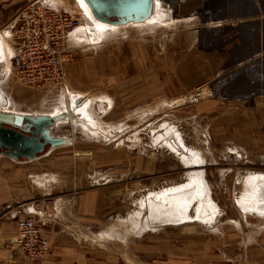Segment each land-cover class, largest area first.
Segmentation results:
<instances>
[{
	"label": "rangeland",
	"instance_id": "1",
	"mask_svg": "<svg viewBox=\"0 0 264 264\" xmlns=\"http://www.w3.org/2000/svg\"><path fill=\"white\" fill-rule=\"evenodd\" d=\"M53 1L86 14L75 0ZM160 1L161 25L130 24L98 46L71 45L67 87L66 77L50 87L13 78L16 105L25 111H68L63 97L71 91L112 99L87 108L90 115L81 111L86 102L68 101L77 116L54 134L73 142L20 161L40 173L32 183L18 176L20 190L34 185L41 215L32 218L50 243V231L65 232L112 255L106 264H239L238 242L247 236L245 243L257 245L264 237V219L238 203L240 175L264 173V0ZM94 25L86 14L81 28L93 34ZM191 149L203 162L189 168L182 153L192 157ZM194 169L204 170L221 210L214 222L170 221L146 207L148 195L184 184ZM18 237L7 246L18 245L33 264L52 251L51 243L32 259Z\"/></svg>",
	"mask_w": 264,
	"mask_h": 264
},
{
	"label": "crops",
	"instance_id": "2",
	"mask_svg": "<svg viewBox=\"0 0 264 264\" xmlns=\"http://www.w3.org/2000/svg\"><path fill=\"white\" fill-rule=\"evenodd\" d=\"M30 1H33V0H0V30L2 29V27H4L6 23H8V21H10L11 17H13L16 13H18L19 10L24 5L29 3ZM47 1H49L55 6L63 7V3H57L53 0H47ZM173 1L174 3H176L177 0H173ZM180 2L181 1H179V3ZM179 3H176V4H179ZM76 5H77V1H76ZM177 7L178 5L176 6V9ZM78 8L80 9L81 6ZM254 8H255V5L253 4L251 6V9H254ZM234 9H240V8L235 6ZM246 9H248V7H246ZM80 11L82 12L81 9ZM83 16L85 18L86 14ZM86 21H87V17H86ZM255 25H256L255 26L256 28H259V27L262 28V22L259 26L258 24H255ZM126 26H130V25H126ZM133 26H138V25H133ZM122 27L124 26H119L117 29L109 30L107 35H109L112 32H118ZM84 28L85 26L76 30V32L73 34L70 40L71 45H77V44L93 45L95 44L96 46H98L104 42L105 40L104 37H106L107 35L101 37V35H99L98 32L97 33L94 32L92 34V39H91L89 36V32H87ZM6 44H7L6 40H3L2 38L0 41V93L3 97L2 99H0V109L1 110L3 109L4 111L15 112V113L17 112L21 114H26V113L28 114H48L49 113V115H54L55 113L50 114L49 111H42V112L37 113L31 110L25 111L17 107L16 104H17L18 98L16 97V93L14 91L15 85L13 81L14 77L12 75L13 69L10 65V58H9L10 50ZM68 69L69 68L66 65L65 66L66 84L63 85V82H62V83L57 84V86L61 84L63 85L64 88L68 86L67 84L68 83L67 76H68V71H69ZM69 93L72 94L74 96L73 98L76 99V100L74 99L75 100L74 102H77V101L79 102L81 100L82 102L81 105H83L84 102H87L88 107H85L86 109L84 110H82L81 108V111L83 112L87 111L88 115H90L88 113V109L90 107L92 108L98 101L105 102V103L109 102L110 105L112 104V99L107 95H102L100 97H88L89 95L88 96L86 95L87 96L86 97L82 95L85 93H81L78 91H71V92H68V94ZM73 111L75 112L74 107H73ZM59 112L60 111L56 112V114ZM29 162H20L6 155L0 156V264H33L26 259L25 255L23 254L22 249L18 245L14 244L12 245V247L7 246V243H9L10 240H12L11 237L15 233L18 232L17 222L19 219L23 218L25 214L31 217L33 215L34 216L41 215L39 211L35 210L36 209L35 208V198H33V195H32L34 185L32 186L33 188L29 186L25 187L28 193L23 194V192L20 189L22 188V186H24V184L20 183L17 178L20 175H24L29 178L30 183H32L31 180L34 181L35 179H38L39 177L38 174L40 173L34 166L26 165L27 167H23V164H28ZM203 174L205 177V172ZM249 174H252V173L248 172L245 174V176L240 175L239 184H241L242 186L240 194H243V195L238 196L240 197V199H242L241 197H243L246 193V190L244 188L245 184H243L244 182L242 181L243 179L244 180L247 179L249 177ZM35 181L37 182V180ZM260 181L261 182H259V188H257L254 194H251L250 197L252 195L254 196V197L252 196L253 198L251 197L253 201L252 203L253 205H255L257 209L259 207L258 210L263 211V214L251 212L248 206L241 205V203H239L240 199H238V203L239 205H241L242 209H244L243 211L246 214H253L259 218L264 219V200L261 201L260 200L261 197H259L261 195V191L263 195L264 179H260ZM204 186L206 187V185ZM242 191L245 193H243ZM42 204L43 206L45 205V203H42ZM25 206L28 208V211L25 210L24 212L22 211V209L25 208ZM45 206L47 207V205ZM217 207L218 205L216 204L215 208L217 210V213L215 215L209 217L210 219L207 218L206 221L203 220L201 222L202 223L203 222H206V223L214 222L215 219L217 218L216 215L221 213L220 208H217ZM182 220L196 221L200 219H196L195 217L193 220L192 219H179V220H175V222L182 221ZM238 228L241 229V227H238ZM242 229L240 231H242ZM56 232L57 234L53 231L49 232L51 243H52V251L49 254H47L45 260L41 264H106L107 261L110 260V258H112V255H106V254H103L102 252L99 253L97 249L93 250V247H89L87 245H82L78 243L77 240H75L69 234L65 232L63 233L59 231H56ZM244 235H247V233L245 232ZM246 237L247 236H245V241H246ZM260 237L261 239L258 240L257 245H249L245 243L244 240H242V242H238L239 247L237 248L235 253H237L236 259L237 258L242 259V261H240L239 264H264V237H262V234L260 235Z\"/></svg>",
	"mask_w": 264,
	"mask_h": 264
},
{
	"label": "built area",
	"instance_id": "3",
	"mask_svg": "<svg viewBox=\"0 0 264 264\" xmlns=\"http://www.w3.org/2000/svg\"><path fill=\"white\" fill-rule=\"evenodd\" d=\"M83 21L82 13L47 0H33L22 7L0 30V41H8L14 79L37 87L62 83L65 64L73 57L72 34ZM260 161L264 166V155ZM17 228V241L30 258L39 259L50 252V240L34 218L19 219Z\"/></svg>",
	"mask_w": 264,
	"mask_h": 264
},
{
	"label": "water",
	"instance_id": "4",
	"mask_svg": "<svg viewBox=\"0 0 264 264\" xmlns=\"http://www.w3.org/2000/svg\"><path fill=\"white\" fill-rule=\"evenodd\" d=\"M86 2L98 20L113 25L144 22L156 11V0ZM2 97L0 93V99ZM76 116L66 110L48 115L21 114L0 109V156H10L17 161H32L56 147L72 143V138L56 135L54 130L59 122ZM85 119L88 120L86 117Z\"/></svg>",
	"mask_w": 264,
	"mask_h": 264
},
{
	"label": "bare ground",
	"instance_id": "5",
	"mask_svg": "<svg viewBox=\"0 0 264 264\" xmlns=\"http://www.w3.org/2000/svg\"><path fill=\"white\" fill-rule=\"evenodd\" d=\"M76 1H77L78 7L81 6L80 9L85 11V13L88 16H90V18L93 19L94 24H95L93 27L94 31L98 32L99 35H101V37L107 35V32H106L107 30L117 29L119 26H126V25H130V24L139 25V26L150 25V24L157 25V23L160 24V20L158 19L157 15H156L158 5H161L160 0H156V11L152 17H149L144 22H139V23L131 22V23L125 24V25H113L110 23H105L103 21H100L94 16V14H93L90 6L86 2V0H76ZM81 26H82V24L79 27H77L76 30L80 29ZM76 30L74 31V33L76 32ZM73 34H72V36H73ZM89 36L92 39L91 33H89ZM3 40H6V42H7L6 45L8 46L7 39L3 38ZM73 97L74 96L72 94L67 93L63 97V103L65 104L66 108L69 107L68 111L76 114L73 111V109L71 110V106H68V101L74 102L76 100ZM85 104L87 105V102ZM69 119H71V117ZM180 141H181V139H180ZM181 144H182V141H181ZM189 152H190V155H192V157L189 156L188 153H186V154L182 153V156H183L184 160H186V164L188 165L189 168L196 167V166H194V164L199 165L200 162H203L201 155L197 151L191 149V150H189ZM203 173H204V171L202 169H198V170L194 169L192 172L188 173V179L187 180H189V181L185 182L184 184H180L177 187H175V186L171 187V188L167 187L166 190L153 194L152 196H154V198H152V196L150 197V195H148V198H149L148 203L149 204L147 203L146 207H148L150 209V211L155 212L154 215H156V213H157V215L159 217L164 218V219H170L172 221L179 220V219H192L193 220V218L195 216L197 219H200L201 221H203V220L206 221L207 218L215 215L217 213V210L215 208L216 203L213 201L214 199L211 198V196H210V193H209V190L207 188V184H206V181L204 179ZM251 173L252 174H249V177L247 179H245V180L243 179V181H242V182H244L243 184H245L244 188L246 190V193L242 191L243 193H245V195H244L245 198H244V196L241 197L242 199H240V197H239V199H240L239 203H241V205L248 206L250 208L249 210H251V212H253V213L263 214V211L258 210L259 209L258 206H257L258 207V209H257L255 207V205H253L252 198L254 196L252 195L253 197L251 196L252 197L251 198L250 195L254 194L255 190L257 188H259V182H261L260 179H264V173L263 172L261 173L259 171H255V172H251ZM204 185H206V187ZM240 195H243V194H240ZM259 197H261L260 198L261 201L264 200V191H263V195H262V191H261V195ZM195 200H196V202H194ZM146 202H147V196L145 198V203H144L145 205H146ZM170 204H173V205L170 207L169 206ZM174 204H176V205L174 206ZM192 206L194 208V212L190 213L189 210ZM217 208H219V207H217ZM211 212H212V214H211Z\"/></svg>",
	"mask_w": 264,
	"mask_h": 264
}]
</instances>
